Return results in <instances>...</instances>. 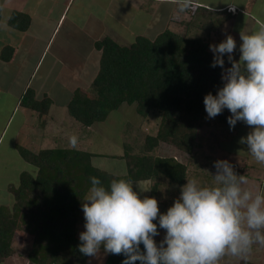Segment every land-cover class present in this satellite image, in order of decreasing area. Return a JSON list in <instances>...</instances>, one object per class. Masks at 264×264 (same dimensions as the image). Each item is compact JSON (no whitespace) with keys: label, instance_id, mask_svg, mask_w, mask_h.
Returning a JSON list of instances; mask_svg holds the SVG:
<instances>
[{"label":"trees","instance_id":"1","mask_svg":"<svg viewBox=\"0 0 264 264\" xmlns=\"http://www.w3.org/2000/svg\"><path fill=\"white\" fill-rule=\"evenodd\" d=\"M215 15L216 12L196 5L191 10V19L184 23V32L167 27L155 38L138 35L128 45L109 35L96 40L95 47L101 51L98 74L89 89L75 90L68 103L69 114L88 128L105 121L122 104H135L144 118L155 114L156 130L145 134L140 152L134 153L126 144L124 153L117 155L126 162L124 175L94 166V155L84 150L49 148L35 152L18 146L21 155L37 170L33 174L26 171L21 174L20 185L12 190L15 197L12 208L8 211L0 207V263L15 253L13 243L20 217H25L33 235L32 248L27 254L31 264H87L89 257L78 250L81 243L78 222L92 176L99 178L104 186L113 179L152 181L151 197L159 200L163 194L167 195L164 202H171L174 193L168 191L172 185L186 183L188 166L171 156H157L153 151L161 144L187 154L195 150L198 132L204 127V97L210 92L216 95L223 82L222 69L210 66L214 56L209 48L212 43L191 35V31L198 28L218 33L227 18L216 19ZM8 22L25 31L31 17L14 11ZM224 40L217 41L216 45ZM3 58L10 60L5 51ZM224 60L225 68L231 67L227 55ZM20 104L42 117L49 112L52 100L48 96L36 97L30 87L22 95ZM229 116L225 109L217 118L226 123ZM163 186L167 191L162 192ZM154 222L158 224V220ZM154 239L158 244V236ZM124 259L123 255L107 254L104 264H122ZM240 264L256 263L242 261Z\"/></svg>","mask_w":264,"mask_h":264},{"label":"clouds","instance_id":"2","mask_svg":"<svg viewBox=\"0 0 264 264\" xmlns=\"http://www.w3.org/2000/svg\"><path fill=\"white\" fill-rule=\"evenodd\" d=\"M177 15L193 10L196 0H170ZM235 12L237 4L223 2ZM239 60L231 36L209 45L214 54L211 67L222 69L223 86L216 95H205L207 118L227 109L230 130L243 122L252 131L240 144L259 164H264V24L251 34L240 33ZM231 67L225 68L224 56ZM78 137L69 138L73 148ZM214 183L203 186L193 178L180 187V195L166 213L155 197L141 198L133 181L113 179L108 186L95 176L82 203L84 231L79 252L95 258L123 255L122 264H220L226 256L247 259L254 245L264 246V191L245 188L248 179L237 175L227 160L214 162ZM147 191V190H145ZM158 220V224L154 221ZM165 230L157 244L154 237ZM143 245V251L141 250Z\"/></svg>","mask_w":264,"mask_h":264},{"label":"crops","instance_id":"3","mask_svg":"<svg viewBox=\"0 0 264 264\" xmlns=\"http://www.w3.org/2000/svg\"><path fill=\"white\" fill-rule=\"evenodd\" d=\"M223 2H229V0H196V5L220 13L221 17L218 19L227 18L226 22L232 21L230 34L233 38L240 31H238L239 25L234 23V17L237 16L238 11L241 14L244 13L243 15L247 18L251 17L257 26L264 24L263 19L257 18L250 8L247 9L251 0H230L237 4L233 13ZM0 5L2 7L0 21V141L4 134L6 135L10 130L14 132L15 139L11 146L16 153H9V159L13 157V161L15 159L18 163L22 161L19 160L23 156L18 146H24L35 152L51 147L72 148L92 153L94 165L95 159L104 156V154L93 151L92 143L90 145L88 143L92 126L85 128L81 123H78L69 114L67 105L75 90L82 86H89L98 74L101 52L95 47L96 40L106 36L103 35L104 30L108 29L110 33L111 29L114 30L117 27L120 30H130L131 27L144 24L146 27L152 26L150 29L154 30L160 24L162 18L158 15L161 10H164V7L167 8V14L170 7L169 21H173L177 12L176 5L170 0H0ZM14 11L30 15L31 24L27 30L20 31L9 24V17ZM181 15L183 19L188 17L185 22L189 21L191 10L181 13ZM255 17L256 19H254ZM182 21L175 20V25H180ZM170 22L166 24L167 27H170ZM223 26L216 34L227 32V30H223ZM195 29L198 28H193V30ZM112 37L118 41L114 36ZM4 51L6 55L10 56V60L3 58ZM30 87L35 90L36 97L48 96L51 98L52 104L45 116L40 117L37 112L21 106L20 99ZM122 107L123 104L120 108ZM63 120L74 124L79 133L90 130L85 136L82 133L79 134L78 143L74 148L69 144V137L63 138L61 131L58 130L64 125ZM102 122L104 123V121ZM240 125L245 126L244 131L247 133L252 131V128L243 122H237L235 128L230 130L228 122H220L217 116L208 119L205 114L203 126L210 127L207 138L197 135V144L192 154H182L178 151L181 157H184V154L189 155L188 160H181L187 164L188 171L196 164L195 161L199 162V166L195 167L192 172L194 175H190L188 179L199 177L196 172H200L205 175L208 181H211L203 186L212 185L214 181L211 174L216 172L214 162L227 160L233 165L237 175L247 177L249 183L244 186L245 188L251 189L257 183H261L259 191H264V171L262 174L251 175L257 164L251 162V159L247 160L248 153L235 150L234 145H226L227 141H231L228 143L231 144L238 137L236 130ZM64 139L68 141L67 146L64 145ZM178 153H174L176 156L163 153L159 156H171L177 159ZM244 155L247 158L243 163L238 158ZM25 164H28L26 160ZM126 172L127 170L124 174ZM4 180L7 179L3 176L0 177V182ZM6 182L8 180L4 183ZM4 183H2L1 189L9 190L10 186ZM153 185L154 182L150 185L151 190ZM163 190L167 191V188L163 186L162 192ZM164 196L162 194L159 196L158 201L162 200L159 204H168V202H164L166 201ZM174 200L171 198V201ZM19 258L22 260L18 261ZM24 258L25 260H23ZM242 260L264 264V246L254 245L247 259L226 256L220 261V264H239ZM0 264L31 263L27 256L21 257L16 254L15 250L10 259Z\"/></svg>","mask_w":264,"mask_h":264},{"label":"rangeland","instance_id":"4","mask_svg":"<svg viewBox=\"0 0 264 264\" xmlns=\"http://www.w3.org/2000/svg\"><path fill=\"white\" fill-rule=\"evenodd\" d=\"M244 6H246V3H244ZM249 8L257 18L264 20V0H256L255 3H254V0H251L250 5L247 7V9ZM168 9H169L168 14L166 13L167 12L166 7H164V10L160 11V14L158 16H160L162 19L160 21V24L157 25L154 28V30L150 29L152 26L146 27L144 26V24H142V26L140 24L139 26L131 27L130 30L129 29L120 30V28L117 27V29H114V30L111 29L110 33H109V30L106 29L103 31V35L109 34L111 36H114L121 44H126V45L131 44L135 40V36L137 35H146V36H149L150 38H155L160 32H162L167 27L166 24L170 22L169 21L170 16H168L170 14V7ZM140 13L143 14V12H140ZM243 14H241L238 11L237 16L234 17V23L235 25H239L238 31L240 30L234 38L237 43V49L234 52L233 57L237 61L239 60V56H240L239 45L241 43V40H240L241 31L244 34H251L257 31L259 28V26L256 25V23L253 21L251 17L247 18ZM181 16H182L181 14H179L178 16L176 12L173 21L170 22V27L174 29L175 31L184 32L186 31V26L183 24L185 20L188 19V17L183 19ZM214 17L218 19L221 17V14L216 13ZM256 17L254 19H256ZM177 19L183 20L182 22H180V25H175L176 24L175 20ZM231 25H232V21H228L223 26V30L225 31L227 30L226 33L222 32L220 34H216V32L214 33L213 31L195 29L191 31V35L196 36V37L206 38L212 44H216L217 41L226 39L227 36L231 35L230 34ZM241 26L242 28L240 29ZM90 85L82 86V88L89 89ZM73 94H75V92ZM67 108H68V105H67ZM63 121H64V125L58 128V130L61 131V135H63L62 136L63 138L64 137L70 138L73 135H76L78 137L79 134L81 135V133L84 134L85 136L88 133V131H90V130H87L84 132L81 131L79 133L77 128H75L74 124L65 122L67 120H63ZM78 123L80 122L78 121ZM156 123L157 122L155 119V114H151L148 118H144L137 112L135 104L130 105L128 103L123 104V107L120 108L119 110L111 112L110 115L107 117V119L104 121V123L103 122L94 123L91 128L92 130L89 134L88 143L89 145L92 143L91 148L93 147L92 149L93 151L98 152L99 154H102V155L104 154V156H100L95 159L94 166L104 169L116 175H124L125 170H127L126 162L125 160H123L122 158L114 154H123L125 151L124 148L126 144H129L131 146V148L134 150L133 151L134 153L140 152L143 148V140H144L145 134L149 132L154 133L156 130V125H155ZM238 128L240 129V130L239 129L236 130L238 132V137L235 138V141L231 144H228L231 141H227L226 145L228 146L234 145L235 150L240 151L242 153H246V154L248 153V158L245 157L244 155L241 158H238V160L244 163L245 162L244 160L247 158V160L251 159V162L257 164L255 167V170H253L251 175L262 174L264 171V164L257 163L254 160V158L251 156V154L248 152V146L246 144L239 143V140L241 139V137H245L249 133L244 131L245 129L244 125H240L238 126ZM209 129L210 127L208 126L204 128L202 127L200 131L198 132V135L201 138H207L206 136L209 135L208 133ZM14 139H15L14 132L10 130L6 135L4 134L2 140L0 141V177L3 176L4 178L8 180V182L6 183L4 182L7 180L0 182L1 184L0 185V207L5 208L8 211L9 209L12 208L14 204L15 197H14L12 190L17 188L20 185L21 174L25 171L33 174L37 170L34 165L30 163L25 164L24 157L21 159L19 158V160H22L20 163L16 162L17 159L13 161V157L9 159L10 158L8 157L9 153L11 154L16 153L15 150H12V146H11V143L13 142ZM64 142L66 143V144L64 143V145L67 146L68 141L64 139ZM161 153H163L164 155H175L176 153H178V149H175L174 147L169 146L167 144H161L158 148H156L153 151V154L159 156L161 155ZM185 155L186 154H184V157L183 156L181 157L180 154L177 155L178 157L177 160L180 162H182L181 160L183 161L188 160L189 155H186V156ZM11 160L14 163H12ZM195 163L196 164L192 166L191 169L188 171V174H187L188 178L190 177V175H194V173H192L194 168L199 166L198 161H195ZM26 165L27 167H24ZM23 168H26V169H23ZM196 173L199 177H194V178L197 179L201 183V185H205L209 182L211 183V181H208L205 178L204 174H201L200 172H196ZM2 183L8 184V186H10L9 190L3 189V188L1 189V186L3 185ZM151 184H152V181L134 182L133 189L134 191H137L139 193L141 198L151 197V191H152L150 189ZM260 186H261V183L259 184L257 183L255 186H253V188H251V190L254 192L259 191ZM180 187H181L180 185H172L170 187V190L168 192L174 193V195L171 196L172 198L179 197ZM173 202L174 201L168 202V204H159L160 212L166 213L167 209L172 206ZM24 218L20 217L19 230L17 231V234H16V241L13 243V247L16 250V254L21 257L27 256L33 244V235L30 233ZM84 223H85V220H84V215L82 211L79 214L78 235L82 231L85 230ZM164 235H165V230L161 229L160 235L158 236L159 238L158 244L163 239ZM106 256L107 255L103 253V249H102L101 254L98 255L97 257L95 258L89 257L87 264H104L106 260ZM19 260H22V258H19L18 261ZM23 260H25V258ZM242 261H247V260H242ZM242 261H240V263Z\"/></svg>","mask_w":264,"mask_h":264},{"label":"built area","instance_id":"5","mask_svg":"<svg viewBox=\"0 0 264 264\" xmlns=\"http://www.w3.org/2000/svg\"><path fill=\"white\" fill-rule=\"evenodd\" d=\"M237 166V165H236Z\"/></svg>","mask_w":264,"mask_h":264}]
</instances>
